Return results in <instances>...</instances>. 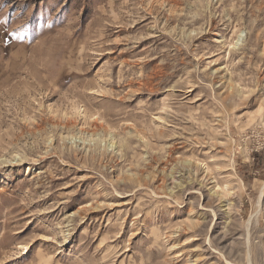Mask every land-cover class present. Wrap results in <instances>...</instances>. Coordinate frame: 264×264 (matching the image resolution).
Returning <instances> with one entry per match:
<instances>
[{
  "label": "rangeland",
  "instance_id": "374dc122",
  "mask_svg": "<svg viewBox=\"0 0 264 264\" xmlns=\"http://www.w3.org/2000/svg\"><path fill=\"white\" fill-rule=\"evenodd\" d=\"M0 264H264V0H0Z\"/></svg>",
  "mask_w": 264,
  "mask_h": 264
}]
</instances>
